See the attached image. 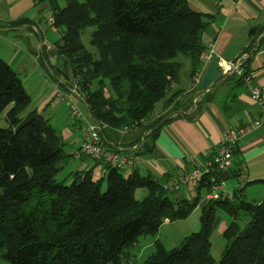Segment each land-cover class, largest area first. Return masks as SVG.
<instances>
[{
  "label": "trees",
  "instance_id": "trees-1",
  "mask_svg": "<svg viewBox=\"0 0 264 264\" xmlns=\"http://www.w3.org/2000/svg\"><path fill=\"white\" fill-rule=\"evenodd\" d=\"M64 1L59 7L58 0H32L50 9L51 26L59 32L49 56L62 61L63 87L70 93L76 86L101 138L107 129L128 127V132H146L152 142L168 121L166 115L153 117L156 106H175L180 94L172 93L179 81L178 57L189 58L192 76L202 67L201 39L210 17L191 10L188 0ZM88 28L87 48L81 36ZM248 74L244 70L236 81L243 83ZM29 103L16 72L0 59V114L7 125L0 128L4 264H138L130 261L129 250L139 236L156 234L164 220L184 219L197 206L199 231L172 249L156 243L140 264H264V199L253 203L233 192L230 198L205 201L200 188H192L189 199L185 188L168 192L162 182L136 172L124 176L122 169L102 162L94 163L104 165L105 190L103 179L91 171H76L72 182L63 184L56 175L70 156L48 119L35 110L21 116ZM151 142L143 144L149 151ZM140 188L146 196L136 200ZM219 212L231 221L222 234L227 245L215 261L210 235Z\"/></svg>",
  "mask_w": 264,
  "mask_h": 264
},
{
  "label": "crops",
  "instance_id": "crops-1",
  "mask_svg": "<svg viewBox=\"0 0 264 264\" xmlns=\"http://www.w3.org/2000/svg\"><path fill=\"white\" fill-rule=\"evenodd\" d=\"M188 4L194 12L210 17L201 39L204 48H212L215 56L227 62L240 60L243 71L247 70L264 91V42L258 47L256 44L264 38V0H188ZM19 19H25L26 23L12 25ZM32 24L24 17H0V39L5 41L9 31L20 30L23 26L31 31ZM251 30L253 33L250 35ZM50 58L48 53L45 58L47 64H50ZM178 61L179 81L172 93L180 94L174 100L175 106L166 107L161 103L155 108L153 117L166 115L168 121L152 142L149 138L146 140V132L139 130L120 134L107 129L102 136L105 148L131 160L123 170L126 175L136 172L159 183L182 175L191 169L195 157L205 158L214 154L228 129L258 116L257 105L249 98L247 86L236 81L237 75H229L223 80L217 73L207 91L200 92V87L192 85L189 58L179 56ZM55 63L56 59L52 64ZM205 94L207 99H203ZM150 142L151 151L143 146ZM78 146L79 151L75 152ZM78 146L66 153L70 156L66 163L76 161L72 173L91 171L96 179L104 177V165L95 164L83 156ZM225 189L229 193L239 192L253 203L264 199V126L237 142Z\"/></svg>",
  "mask_w": 264,
  "mask_h": 264
},
{
  "label": "rangeland",
  "instance_id": "rangeland-1",
  "mask_svg": "<svg viewBox=\"0 0 264 264\" xmlns=\"http://www.w3.org/2000/svg\"><path fill=\"white\" fill-rule=\"evenodd\" d=\"M58 5L64 7L65 1L58 0ZM4 16L8 19L24 17L33 23L31 31L23 26L20 27V30L9 31L5 41L0 39V59L16 72L22 87L30 98V103L21 116L25 117L30 111L35 110L37 114L48 119L50 125L56 129L64 143L63 151L65 153L74 151L82 141V128L91 120L84 104L75 97L73 99L82 112V118L74 119L67 114L64 97L69 95V91L63 87L66 77L63 76L65 73L62 71V61L59 59L57 63L52 64V58H50V64H47L44 59L50 52L52 43L59 37L58 30L51 26L49 20L50 9L47 6L34 5L32 0H0V17ZM91 31L92 29L88 28L81 36V40L87 48ZM42 53L44 54L42 55ZM160 105L161 103L156 108ZM4 116V112L0 114V128L7 126ZM78 151L79 146L75 152ZM74 163L76 161L73 160H69L65 164L61 163L62 168L57 173L56 180L66 185L70 184L72 182L71 173L75 171ZM122 173L126 176L124 171ZM101 189H106L105 179L101 180ZM184 192L185 198L189 199L195 193L192 188H185ZM179 193L178 195H180ZM145 196V189H137L134 193L136 200H141ZM200 215L201 211L197 206L184 219L164 220L156 234L139 236L129 250L132 256L130 261L140 264L154 251L156 243L165 249L178 247L185 236L199 231ZM217 215L218 223L210 235L212 243L210 253L215 261L219 260L227 245L222 234L231 221L227 213L219 212ZM240 225L242 226L243 222ZM2 263L4 264L0 261V264Z\"/></svg>",
  "mask_w": 264,
  "mask_h": 264
},
{
  "label": "built area",
  "instance_id": "built-area-1",
  "mask_svg": "<svg viewBox=\"0 0 264 264\" xmlns=\"http://www.w3.org/2000/svg\"><path fill=\"white\" fill-rule=\"evenodd\" d=\"M217 57L212 48L205 49L201 52L199 60L202 67L198 69L192 78V85L194 88L200 87L202 79V72L209 61ZM218 58V57H217ZM218 73L221 76L235 74L242 75V62L236 60L235 62H227L218 58ZM243 83L247 86L249 98L257 105L258 116L256 119L248 120L242 125L233 126L228 129L214 154L205 158L195 157L191 169L179 176H173L162 182L161 186L168 192H179L183 188H200L203 200H219L221 198L232 196L225 189L226 178L228 170L231 165L232 150L237 142L244 136L250 134L254 130L264 126V91L257 85L255 79L251 74L245 75ZM207 89L205 90V92ZM73 97L81 101L79 92L74 86L70 89L68 96L64 97L67 114L74 119H81L82 112L74 102ZM198 98L195 99L197 101ZM128 127L117 129V132L124 134L128 132ZM82 141L80 143V150L93 162H102L109 164L117 169H126L131 163L130 159L120 155L118 152L105 148L100 135L101 127L91 121L86 123L82 128Z\"/></svg>",
  "mask_w": 264,
  "mask_h": 264
},
{
  "label": "water",
  "instance_id": "water-1",
  "mask_svg": "<svg viewBox=\"0 0 264 264\" xmlns=\"http://www.w3.org/2000/svg\"><path fill=\"white\" fill-rule=\"evenodd\" d=\"M253 33V30L250 31V35ZM54 62V59H51V63ZM219 70V66H218V58L217 57H213L206 69L205 72L202 76V79L200 81V88L201 89H206L216 78V74ZM65 76V75H63Z\"/></svg>",
  "mask_w": 264,
  "mask_h": 264
}]
</instances>
